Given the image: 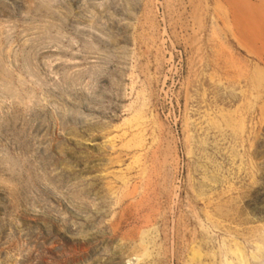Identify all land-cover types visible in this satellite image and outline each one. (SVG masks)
<instances>
[{"label":"rangeland","instance_id":"1","mask_svg":"<svg viewBox=\"0 0 264 264\" xmlns=\"http://www.w3.org/2000/svg\"><path fill=\"white\" fill-rule=\"evenodd\" d=\"M236 247L264 264V0H0V264Z\"/></svg>","mask_w":264,"mask_h":264},{"label":"bare ground","instance_id":"2","mask_svg":"<svg viewBox=\"0 0 264 264\" xmlns=\"http://www.w3.org/2000/svg\"><path fill=\"white\" fill-rule=\"evenodd\" d=\"M255 250L257 251V253H260V252L262 251V246L259 245V244H257ZM254 253H255V252H254ZM232 254L234 255V258H235L236 260L230 262L229 264H246V263H245V260H244V258H243L244 255H243L242 251L240 250V248H237V247H236V250L233 251ZM195 256H196V255H195ZM251 256H252V257H251ZM251 256H250V257H251L252 259H255V260L259 259L258 256H255V257H254L253 252L251 253ZM197 257H200V255H197Z\"/></svg>","mask_w":264,"mask_h":264}]
</instances>
